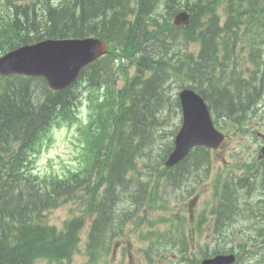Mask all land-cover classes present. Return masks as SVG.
I'll list each match as a JSON object with an SVG mask.
<instances>
[{
    "label": "trees",
    "instance_id": "1",
    "mask_svg": "<svg viewBox=\"0 0 264 264\" xmlns=\"http://www.w3.org/2000/svg\"><path fill=\"white\" fill-rule=\"evenodd\" d=\"M121 1L124 0H72L69 5L48 9L42 17H32L33 11L22 10L20 15L17 12L16 16L22 22L16 21V29L13 30L15 37L10 42L0 41V55L19 44L45 37H63L65 33H72L75 37L89 34L101 38L118 33L119 22L113 10L117 8L114 4ZM169 2L153 0L159 13ZM0 3L8 8L6 0H0ZM196 28L193 25L181 32L179 37H159L156 41L154 37L149 44L145 43L142 47L144 56L138 62L137 72L153 66L159 70L154 71L155 76L143 92L131 90L129 86L118 92L116 97L114 85H110L113 75L108 63L91 65L86 69L88 87L105 88L109 111L95 119L98 120L95 128L93 123L89 125L88 133L92 141L86 144L88 153L84 156L85 167L77 174H70L66 181L37 177L33 172L31 155L41 135L48 130L50 121L77 99L78 83L63 92L52 93L42 79L17 76L0 78V264H33L38 254H61L66 247L56 244L72 241L76 230L71 225L67 231L56 233L41 221V217L67 198H74L78 190L86 193V198L93 197L94 200L102 189L103 196L111 199L112 202L106 203L103 197L99 203L106 204L98 210L102 219L107 218L110 206L114 207L120 202L117 198L127 196L124 192L132 181L128 175L134 170L138 171L135 157L143 156L152 141L157 108L162 103L157 91L158 80L163 78L161 73L165 72L162 69L169 61L178 59L180 44L194 34ZM216 37L214 33L202 36L198 61L191 63L187 71L197 78L200 86H217L210 95L219 112L236 106H248L249 99L254 100L258 93L254 97L246 95L247 100L242 99L248 89L242 90L245 82L234 72H229L225 84L211 85L216 67ZM143 43L140 40L137 44ZM147 49L154 50L153 53L157 55L151 56ZM230 78L233 80V90L227 88ZM140 79V76L134 77L138 83ZM205 81L207 83L202 84ZM185 173L189 174L183 171L180 177ZM146 193L142 186L138 187L135 200L144 201ZM84 202L91 205V201ZM216 217L217 222L222 217L221 226L232 219L231 216Z\"/></svg>",
    "mask_w": 264,
    "mask_h": 264
},
{
    "label": "rangeland",
    "instance_id": "2",
    "mask_svg": "<svg viewBox=\"0 0 264 264\" xmlns=\"http://www.w3.org/2000/svg\"><path fill=\"white\" fill-rule=\"evenodd\" d=\"M113 11L120 12L123 11V8L121 9L119 8ZM167 44L168 43H166V45ZM147 51L150 52L151 56L157 55L156 53H153L154 50L152 51L151 49L149 50L147 49ZM170 88L171 89L168 91L167 94L174 97L178 89L174 88L173 85H171ZM172 97L170 99H172ZM242 97H241L242 99L247 100L246 95ZM84 115L85 114H83V116ZM179 121H180L179 110L177 109V107L173 106L170 114V119L166 124V126L164 127L165 128L164 133L166 137L169 136V138L172 139L170 133L175 132V130L178 128ZM253 125L256 126L259 132L264 133V122H253ZM50 138L51 139L47 145V150L43 151L42 149V152L38 154L37 159L39 158L40 159L36 171L40 173V175L44 173L52 172L58 175L59 177H64V178L67 177L68 174H70L69 172L78 171L82 166L81 161L83 159V149L80 148L74 151L77 139L75 138V133L73 131V128L70 129H68L67 127L56 128L50 133ZM229 140L230 142H227L225 145H223V147L219 151L213 153L212 155V159L214 163L212 165L211 179L217 175L219 170L228 171V168L232 167L233 164L251 161L252 156L254 155V151L256 150V148L259 147L261 143L258 139H254L253 136L244 137L243 139H240L237 136V132L229 134ZM240 147L241 150L239 151L238 155L234 156L233 158H226V156L229 153L233 152L234 150ZM233 172L235 175H239V172L237 170ZM207 196L208 193H205L204 195H202L201 200L207 199ZM189 207L192 208L194 207V201L190 203ZM72 208H74V206H72V203L69 202L63 205L61 208L51 212L46 216L47 224L53 225L58 229H61L64 221L68 220L73 215L71 214ZM89 224H90V219H86L85 227L82 231V236L87 235ZM83 241L84 240H82V243ZM125 246L130 251H132L134 255L130 254L131 256L127 257L122 264H143L141 256H139V254L138 255L135 254V250H134L136 248L135 244L133 243L132 248H129L128 245ZM80 250H82V245L80 247ZM114 252H119V254L121 255L120 244L115 246ZM81 261L82 260L80 259L79 256L74 259V262H81Z\"/></svg>",
    "mask_w": 264,
    "mask_h": 264
},
{
    "label": "water",
    "instance_id": "3",
    "mask_svg": "<svg viewBox=\"0 0 264 264\" xmlns=\"http://www.w3.org/2000/svg\"><path fill=\"white\" fill-rule=\"evenodd\" d=\"M70 47L61 51L54 44L46 43L35 51L43 50L38 56L28 54L27 50H19L10 53L0 59V73H31L32 75L44 76L50 85L59 90L65 88L73 81L81 66L86 65L95 57L100 48V43L93 40L83 42H70ZM34 51V49H33ZM188 110L199 127L204 126V114L201 105H189ZM184 113H186L184 111ZM187 119V115H185ZM184 136H188L186 133ZM180 145L185 144V138ZM214 264H222L217 260Z\"/></svg>",
    "mask_w": 264,
    "mask_h": 264
},
{
    "label": "bare ground",
    "instance_id": "4",
    "mask_svg": "<svg viewBox=\"0 0 264 264\" xmlns=\"http://www.w3.org/2000/svg\"><path fill=\"white\" fill-rule=\"evenodd\" d=\"M168 1H170V0H168ZM116 2V1H115ZM122 2V1H121ZM149 53V52H148ZM146 54V53H145ZM159 54V53H158ZM149 65V64H148ZM158 84V83H157ZM28 88V87H27ZM153 95V94H152ZM150 100V99H149ZM151 101V100H150ZM156 102V101H155ZM157 103V102H156ZM127 139V138H126ZM125 141V140H124Z\"/></svg>",
    "mask_w": 264,
    "mask_h": 264
}]
</instances>
